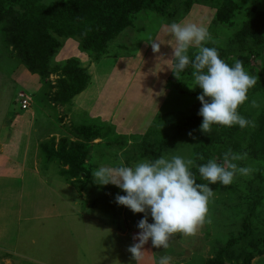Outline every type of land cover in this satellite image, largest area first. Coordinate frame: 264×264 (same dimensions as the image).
I'll use <instances>...</instances> for the list:
<instances>
[{
  "label": "rangeland",
  "instance_id": "rangeland-1",
  "mask_svg": "<svg viewBox=\"0 0 264 264\" xmlns=\"http://www.w3.org/2000/svg\"><path fill=\"white\" fill-rule=\"evenodd\" d=\"M64 1L43 0L39 6L53 5L56 12L62 10ZM185 1H175L172 7L177 14L172 18L151 12L137 15L131 26L107 42L105 54L97 61L81 48L79 38L60 36L56 30H50L49 34L57 40L58 47L51 52L45 73L43 65H39V72L30 70L9 43L10 36L15 35L11 26L0 24V148L7 142V155H2L4 152L1 155L7 157L10 169L7 172H16L19 163L29 171L24 182L11 180L5 186V192L4 189L0 191V264H7L3 252L10 255L9 252L14 250L30 257L35 254L44 263L84 264L83 256H87L86 248L91 242L101 246L102 242L113 239L106 226L108 222L121 231L137 229L133 220L145 214L133 213L128 207L118 205L115 202L117 194L109 193L112 192L109 186L113 184H96L91 172L101 165L116 167L122 163L133 166L140 158L134 156L132 150L139 149L145 135L150 143L156 142L155 150L160 156L181 155L197 160L194 150L199 146L198 139L189 135L188 130L175 129L183 122L168 126L164 118L156 117L159 112L164 115L177 111L172 106L173 97L168 95L172 88L191 98L184 109L178 110H186L192 102H200L197 97L203 91L199 86L189 88L194 87L191 73L181 74V80L175 78L172 53L176 40L168 27L174 21L202 25L214 41L205 46L216 47L220 52L230 46L231 40L247 21L264 11V0H230L236 10L225 23L216 26L213 24L215 8L219 5L216 3L224 0H201L199 4L191 0L193 5L186 14ZM226 13H229L228 8ZM59 21L58 14L48 13L45 23L41 20L37 25L48 31ZM152 42L160 43L159 53L153 52ZM196 51V46H191L189 56L192 57ZM236 59L243 61L249 74L258 77L256 85L249 89L248 100L238 108L240 115L256 122V127L241 129L240 132H244L238 137H223L208 145L210 151L205 161L216 158L218 163H222L223 153L229 148L237 153L246 151L248 158L237 163L241 167L250 166L254 171L248 177L237 175L224 189L220 185L211 187L214 195L209 199L205 221L194 234L176 233L167 249L155 248L156 252L153 247L144 245L143 250L149 249L157 258L160 254L171 256L172 264L188 258L193 251L201 253L202 250L204 259L212 257L219 246H226L231 238L239 236L246 219L250 220L254 234L264 232L261 224L264 220V52L241 54L226 62L231 66ZM56 68L59 70L51 72ZM63 70L68 72L67 82L71 79L76 82L80 70L87 77L84 90L67 102L59 97V92L65 87L60 86ZM19 94L31 97L29 109H20ZM174 99L176 105L178 99ZM252 99L257 100L259 108L251 107ZM87 126H96L102 137L85 144L88 151L85 164L92 181L80 193L84 214L76 216L74 211L78 205L74 202L78 190L76 187L68 189L59 176L58 164L44 163L42 147L51 144L52 138L55 145L62 139L78 143L74 129ZM225 127L239 129L238 125ZM255 130L261 132V144L253 150L250 137ZM165 140L169 141L168 146L160 148L158 143ZM224 140L226 142L223 143ZM33 171L41 172V179L47 180L44 182L42 179L44 189L38 188L41 182L38 181L37 185ZM196 175L197 183L207 184L198 172ZM118 194L126 195L124 191ZM93 202L96 204L92 208ZM148 222H154L150 214ZM117 245L128 252L129 245L125 241L117 242ZM109 247L114 248L112 245ZM242 247L244 244L240 243L237 249ZM156 259L154 262L158 264ZM145 260L147 258L143 257L142 261ZM252 264H264V256L255 257Z\"/></svg>",
  "mask_w": 264,
  "mask_h": 264
},
{
  "label": "trees",
  "instance_id": "trees-1",
  "mask_svg": "<svg viewBox=\"0 0 264 264\" xmlns=\"http://www.w3.org/2000/svg\"><path fill=\"white\" fill-rule=\"evenodd\" d=\"M42 1L0 0V24L5 23L6 26H11L12 34H15L10 36L9 43L16 49L22 61L26 65H29L30 70L35 73L40 71L39 65H43L42 68H44L45 73L49 56L58 47L57 40L53 39L49 34L50 30H56L60 36L79 38L81 40V48L87 53L92 54L94 60L97 61L105 54L107 42L131 26L135 17L140 13L151 12L164 18H167L166 16L172 18L177 14V10L172 7L176 0H65L62 2V10H56V12H54L55 6L53 5L47 7L41 4L39 6ZM199 1L201 0H195V4H199ZM220 3H216L219 5H216L217 8H215L216 19L213 22L215 26L219 23H225L227 17L231 16L233 11L236 10V6L230 0H224ZM192 5L193 2L191 0H186L183 3L185 14ZM226 8H228L229 13H226ZM48 13L58 14L60 21L55 22V28L46 31L40 28L37 23H41V20L45 23V16ZM86 28L90 29V31H88L87 36H82L81 34ZM260 52H264V11L257 13L252 20L247 21L240 32L236 33L231 40L230 46L226 50L220 51L219 55L221 59L228 61L229 58L241 54H257ZM174 64L175 61L173 68ZM58 70L56 68L51 72ZM191 71L192 68L189 65L181 74H190ZM66 72L63 70L64 78H61L60 84V86L65 87L59 92V97L62 96L65 102L84 90L87 83V77L83 70H80L76 82L72 79L70 82H67L66 76L68 72ZM176 90V88H172L168 91V95L171 98L173 97L172 106L177 111L173 112L174 114L169 112L164 115L159 112L156 117H158L157 119L164 118L168 126L183 122L179 128L175 127V129L179 131L181 129L188 130L189 133L191 132L192 137L198 139L199 146L194 150L197 165L206 162L205 158L210 151L208 145L211 146L215 141H220L223 137L225 139L238 137V135L244 132H240V127L239 129L231 130L225 126L213 124L211 132L204 134L200 131L203 117L198 115L199 109L202 107L201 102H192L188 109L178 110L184 109V105L190 103L191 98L185 93H179ZM174 97L178 99L176 105H174ZM187 111H189V115H186ZM74 133L76 140L79 141L78 143H68L66 139H62L58 145H55V139L52 138L51 144H45L42 149L45 158L44 163L58 164L60 166V170L58 171L59 176L66 183L76 187L79 193H81L82 189L92 181L85 164L88 155L85 144H89L97 139L101 140L102 136L96 126L76 128L74 129ZM250 139L252 143L251 149L256 150L261 144V132L255 130ZM168 142V140H165L162 143L159 142L158 145L160 148H163L168 146ZM155 144L150 143L148 136L145 135L139 149L133 148V155L140 158L139 160H154L160 157L159 152L155 150ZM197 154H202L204 160H199ZM218 185H220L221 189H224V185L219 182L214 185L210 184L209 187H217ZM109 187V190L112 191L109 192L110 194L114 193L116 195L119 191H123L114 185ZM92 204L93 208L96 202ZM142 218L143 216L141 215L138 220H133V223L137 224ZM261 224L264 228V220L261 221ZM137 230L140 231L138 227ZM252 232L250 220H244L242 232L239 236L235 239L231 238L226 246H219L214 255L206 260L205 264H252V260L255 257H263L264 232L260 234ZM240 243H243L244 247L237 249Z\"/></svg>",
  "mask_w": 264,
  "mask_h": 264
},
{
  "label": "clouds",
  "instance_id": "clouds-1",
  "mask_svg": "<svg viewBox=\"0 0 264 264\" xmlns=\"http://www.w3.org/2000/svg\"><path fill=\"white\" fill-rule=\"evenodd\" d=\"M88 31L86 28L81 35L87 36ZM168 31L176 40L172 53L175 78L181 80V73L190 65L194 87L189 88L199 86L203 90L197 97L202 105L198 112L203 117L200 131L211 132L213 124L255 128L256 122L240 115L238 108L248 100L249 89L256 85L258 77L245 70L243 61L236 59L230 66L220 58L216 47L205 46L214 43L206 27L174 21ZM193 45L197 51L190 57L189 48ZM151 46L154 53L160 52V43L152 42ZM250 105L260 107L256 99ZM197 158L204 160L202 154H197ZM247 158L246 151L237 153L229 148L223 153L222 163L212 158L197 165L195 159L164 154L154 160H140L131 167L122 163L116 167L101 165L91 175L96 184H113L126 193L116 195L118 205L128 207L133 213L145 214L137 223L140 231L133 236L134 243L127 249L139 264L149 239L153 247L167 249L174 234H194L204 223L209 199L214 195L209 185L219 182L228 186L237 175L250 176L254 169L237 163ZM197 172L209 183H197ZM149 214L153 223L148 222ZM158 264H172V257L163 255Z\"/></svg>",
  "mask_w": 264,
  "mask_h": 264
},
{
  "label": "crops",
  "instance_id": "crops-1",
  "mask_svg": "<svg viewBox=\"0 0 264 264\" xmlns=\"http://www.w3.org/2000/svg\"><path fill=\"white\" fill-rule=\"evenodd\" d=\"M1 126V124H0ZM4 128V126H2ZM7 137V134H6ZM4 152V153H3ZM1 153H3L2 155L6 154L7 155V142H4V144H1V148H0V191H4L5 192V186L7 187L9 181L11 180H19L20 183L25 181V177L26 175L29 173V171L27 172V170L25 168H23V166L21 165V163H19L17 171L13 172V173H9L7 172V170L9 169V166L7 164V157H4L1 155ZM14 163V162H13ZM8 168V169H7ZM9 173V175H7ZM33 175L36 178V182L38 185V181L41 182V184L39 185L40 187L38 188H42L44 189V182H46V179H43L44 177H42L41 179V172H35L33 171ZM64 181V183L66 184V186L68 187V189H70V187H73L74 189H76L74 186L68 184L65 182L64 179H62ZM47 184V183H46ZM49 185V184H48ZM41 189V191H42ZM7 190V188H6ZM40 190V189H39ZM77 190V189H76ZM76 201L74 202L75 204L78 205V209H75L74 214L76 216L78 215H82L83 213V205H82V198L80 196V193L78 191H76ZM43 193V191H42ZM52 206L51 210H54V205L51 203ZM108 227V229H110L111 234H112V240H106L104 242H102L103 245L99 246L97 244H95V242H91L90 246H88L86 248V255L87 256H83V262H85L84 264L90 263V264H137V261H135L134 259H132V255L131 253L127 252L124 247H121L120 245H117V242H122L125 241L126 243H128L129 246H131L134 241H133V236L138 234L139 231L137 229H131V230H125V231H121L117 228H115L114 224L111 225L109 222L106 225ZM92 241H96V240H92ZM138 242V241H136ZM109 245L114 246V248H110ZM148 247H153L152 246V242L151 239H149L148 243H147ZM14 249V248H12ZM152 249H154V252H156L155 247H153ZM5 256L7 258V264L10 261V264H49V263H44L45 261L39 260L38 258H36L35 254H32V257L28 256V255H24L22 253H15L14 251H10V255H7V251L3 252ZM153 252H150L149 249L144 250V258H147V260L142 261V259L139 261V264H157L155 261V259L157 258L154 254L153 260H152V255ZM160 254V253H158ZM14 256H16L17 258H15ZM163 256L160 254V256H158V258L156 259V261L159 260V258ZM205 255H203L202 250L201 253L197 252V251H193V253H191V255L184 259V260H180V261H176V263L173 264H189L190 262H193L194 264H205L207 259H204ZM17 259H19L18 261H16ZM122 260H125V263L122 262Z\"/></svg>",
  "mask_w": 264,
  "mask_h": 264
},
{
  "label": "built area",
  "instance_id": "built-area-1",
  "mask_svg": "<svg viewBox=\"0 0 264 264\" xmlns=\"http://www.w3.org/2000/svg\"><path fill=\"white\" fill-rule=\"evenodd\" d=\"M18 99H19V106H20L21 110L29 109L31 97H29L28 95H25V94H19Z\"/></svg>",
  "mask_w": 264,
  "mask_h": 264
}]
</instances>
